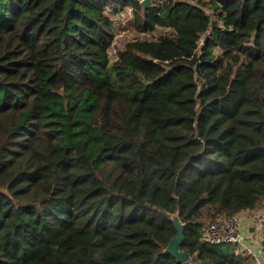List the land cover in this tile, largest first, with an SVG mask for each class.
<instances>
[{"label":"trees","instance_id":"obj_1","mask_svg":"<svg viewBox=\"0 0 264 264\" xmlns=\"http://www.w3.org/2000/svg\"><path fill=\"white\" fill-rule=\"evenodd\" d=\"M140 1L0 0V264H254L202 238L264 205V0Z\"/></svg>","mask_w":264,"mask_h":264},{"label":"built area","instance_id":"obj_2","mask_svg":"<svg viewBox=\"0 0 264 264\" xmlns=\"http://www.w3.org/2000/svg\"><path fill=\"white\" fill-rule=\"evenodd\" d=\"M161 2L166 0H160ZM207 14H211L212 10L206 9ZM247 219L254 230H258L263 234L264 229V210H256L248 212ZM235 216L227 219H217L216 221L205 226L203 230V241L209 245H234L238 249L236 251L244 252L254 260V264H261L254 249L249 246L243 237L242 221L243 217Z\"/></svg>","mask_w":264,"mask_h":264},{"label":"rangeland","instance_id":"obj_3","mask_svg":"<svg viewBox=\"0 0 264 264\" xmlns=\"http://www.w3.org/2000/svg\"><path fill=\"white\" fill-rule=\"evenodd\" d=\"M201 1L208 4L210 0H201ZM132 20H133L132 13L129 9L125 11V13L120 15V19L117 20L118 23H116V29L118 34L116 36L115 45L113 46L111 54H114L116 48H122L123 44L128 42L129 40L143 39L142 37L144 36L147 39L155 40L156 38H158V36L166 34V32H164V30L162 29H155L153 32H151L148 35H139L136 33L135 29L132 26ZM237 249L238 247L234 245H221L217 248L218 252L220 253L236 252Z\"/></svg>","mask_w":264,"mask_h":264},{"label":"water","instance_id":"obj_4","mask_svg":"<svg viewBox=\"0 0 264 264\" xmlns=\"http://www.w3.org/2000/svg\"><path fill=\"white\" fill-rule=\"evenodd\" d=\"M140 5L144 9L151 8V2L149 0H141ZM170 220L175 230V236L168 242L164 249V254L170 255L179 264H187L190 261V256L181 250L184 224L177 215H172Z\"/></svg>","mask_w":264,"mask_h":264},{"label":"crops","instance_id":"obj_5","mask_svg":"<svg viewBox=\"0 0 264 264\" xmlns=\"http://www.w3.org/2000/svg\"><path fill=\"white\" fill-rule=\"evenodd\" d=\"M258 210H264V205ZM247 215L249 214H243L241 216L243 217L242 231H243L244 240L249 246H251L254 249L260 263L264 264V235L260 234L258 230L256 231L254 230V228H252V225L250 224L251 223L250 220L247 219ZM263 233H264V229H263Z\"/></svg>","mask_w":264,"mask_h":264}]
</instances>
